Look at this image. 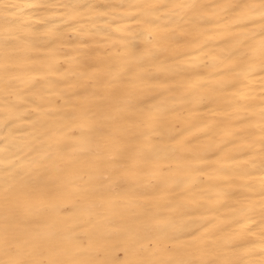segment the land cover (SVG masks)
Wrapping results in <instances>:
<instances>
[{"label":"bare ground","instance_id":"6f19581e","mask_svg":"<svg viewBox=\"0 0 264 264\" xmlns=\"http://www.w3.org/2000/svg\"><path fill=\"white\" fill-rule=\"evenodd\" d=\"M0 264H264V0H0Z\"/></svg>","mask_w":264,"mask_h":264}]
</instances>
